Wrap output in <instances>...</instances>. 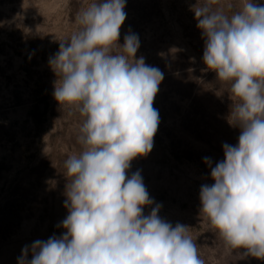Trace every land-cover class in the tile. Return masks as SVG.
<instances>
[{
  "label": "clouds",
  "instance_id": "obj_1",
  "mask_svg": "<svg viewBox=\"0 0 264 264\" xmlns=\"http://www.w3.org/2000/svg\"><path fill=\"white\" fill-rule=\"evenodd\" d=\"M126 0H90L76 30L49 58L53 97L83 118L80 151L64 161L66 231L22 249L18 264H205L188 226L162 219L131 161L153 148L160 123L153 107L163 72L136 58L139 38L118 43ZM204 39L203 62L230 84L229 123L238 143L210 167L201 213L226 251L264 260V3L197 0L190 6ZM144 215V207L151 206ZM31 252L32 258L28 259Z\"/></svg>",
  "mask_w": 264,
  "mask_h": 264
},
{
  "label": "rangeland",
  "instance_id": "obj_2",
  "mask_svg": "<svg viewBox=\"0 0 264 264\" xmlns=\"http://www.w3.org/2000/svg\"><path fill=\"white\" fill-rule=\"evenodd\" d=\"M89 2L0 0V264H18L25 246L66 231L58 227L68 215L64 161L80 151L83 118L53 97L57 76L49 58L76 30V13ZM196 3L126 0L118 43L136 34V58L164 74L153 102L160 117L153 148L134 158L126 175L139 171L161 205L160 217L189 227L205 264H264L240 258L244 249L229 254L201 213V186L214 183L204 158L212 167L224 160L223 144L236 145L240 129L228 119L230 84L203 62L204 39L190 10Z\"/></svg>",
  "mask_w": 264,
  "mask_h": 264
},
{
  "label": "water",
  "instance_id": "obj_3",
  "mask_svg": "<svg viewBox=\"0 0 264 264\" xmlns=\"http://www.w3.org/2000/svg\"><path fill=\"white\" fill-rule=\"evenodd\" d=\"M158 215L160 216V215H161V213H160V212H158Z\"/></svg>",
  "mask_w": 264,
  "mask_h": 264
}]
</instances>
